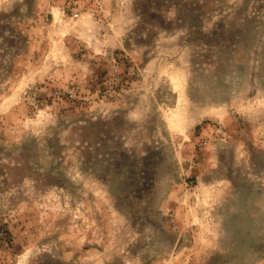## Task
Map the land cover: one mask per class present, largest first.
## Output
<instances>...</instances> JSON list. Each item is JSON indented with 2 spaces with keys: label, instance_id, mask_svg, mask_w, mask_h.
<instances>
[{
  "label": "rangeland",
  "instance_id": "rangeland-1",
  "mask_svg": "<svg viewBox=\"0 0 264 264\" xmlns=\"http://www.w3.org/2000/svg\"><path fill=\"white\" fill-rule=\"evenodd\" d=\"M78 3L0 0V264H264V0Z\"/></svg>",
  "mask_w": 264,
  "mask_h": 264
},
{
  "label": "built area",
  "instance_id": "built-area-1",
  "mask_svg": "<svg viewBox=\"0 0 264 264\" xmlns=\"http://www.w3.org/2000/svg\"><path fill=\"white\" fill-rule=\"evenodd\" d=\"M81 0H67V5H68V9H70V15L72 17H76L78 16L79 14V11L78 10H74V9H78V5ZM72 5H75V6H72ZM77 5V6H76Z\"/></svg>",
  "mask_w": 264,
  "mask_h": 264
}]
</instances>
